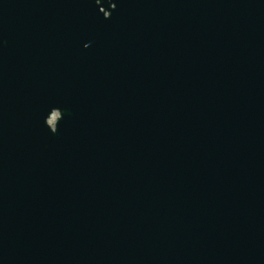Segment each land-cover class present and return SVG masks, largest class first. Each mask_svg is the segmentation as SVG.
Listing matches in <instances>:
<instances>
[{"label":"water","instance_id":"95a60500","mask_svg":"<svg viewBox=\"0 0 264 264\" xmlns=\"http://www.w3.org/2000/svg\"><path fill=\"white\" fill-rule=\"evenodd\" d=\"M0 264H264V0H0Z\"/></svg>","mask_w":264,"mask_h":264}]
</instances>
